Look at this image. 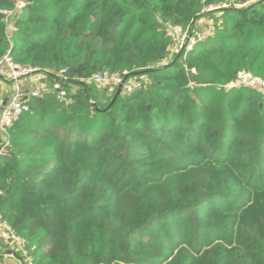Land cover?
Listing matches in <instances>:
<instances>
[{
    "label": "trees",
    "instance_id": "16d2710c",
    "mask_svg": "<svg viewBox=\"0 0 264 264\" xmlns=\"http://www.w3.org/2000/svg\"><path fill=\"white\" fill-rule=\"evenodd\" d=\"M21 1L9 37L0 0V60L67 78L0 157V218L30 264H264V91L222 88L264 81V0ZM202 18L211 45L174 55L169 29ZM104 71L144 87L110 105L82 82Z\"/></svg>",
    "mask_w": 264,
    "mask_h": 264
},
{
    "label": "built area",
    "instance_id": "2783aa9c",
    "mask_svg": "<svg viewBox=\"0 0 264 264\" xmlns=\"http://www.w3.org/2000/svg\"><path fill=\"white\" fill-rule=\"evenodd\" d=\"M258 0H229L228 4L211 6L206 8L203 13H208L214 10L223 8H232L236 10H243L251 6ZM24 4L21 0H14V10L3 11L2 13L6 16L8 23L10 24L17 13H20ZM8 24V25H9ZM167 36L172 40V46L174 54L176 43H180L181 51L187 54L193 51L198 44L204 43L208 40L210 35L205 30H193L188 28L183 30L179 26H173L169 29ZM212 36V35H211ZM175 55V54H174ZM6 71V82H16L20 78L28 77L36 74H40L46 77L47 73L39 72L35 68H24L17 66L13 63L10 52H7L0 60V69ZM62 71L60 72L63 73ZM47 78V77H46ZM87 85L93 86L99 90H103L107 95L114 96L116 93L119 94H131L137 90H141L144 87L143 77L138 76H127L126 72L122 74L111 73L108 71L93 74L88 79L82 81ZM67 78L60 75L56 82H52L50 85V91L47 94H52L57 101H64L67 97L66 91ZM225 91L231 89L246 88L256 92L264 91V81L260 78L251 75L248 72H240L236 79L229 84L222 87ZM118 94V95H119ZM42 90H36L30 94L29 97L24 100L23 96L19 93H15L9 103L1 110L0 113V157L6 155V147L8 142L6 140L7 130L19 119L20 116L28 113L30 107L27 104L28 99L42 98ZM0 230L1 240L4 245L11 246L21 253L25 259V264H30V260L26 256V252L23 249L24 241L17 237L10 227L1 220L0 218Z\"/></svg>",
    "mask_w": 264,
    "mask_h": 264
},
{
    "label": "crops",
    "instance_id": "0c3cea01",
    "mask_svg": "<svg viewBox=\"0 0 264 264\" xmlns=\"http://www.w3.org/2000/svg\"><path fill=\"white\" fill-rule=\"evenodd\" d=\"M206 23L207 22L204 19H200L195 23V25H199L200 27L205 28ZM12 31H13V25L12 23H10L7 27V35L9 37ZM5 77H6V71L4 70V68L2 70L0 69V113L1 110L5 107V105L9 103V101L11 100V98L14 96L15 93H19L21 96H23V98L29 97L30 94L36 90H42L43 94L51 95V94H47L50 91V85H51L49 79L43 77L40 74L23 77L16 82H6L4 80ZM0 244H3L1 240V230H0ZM9 250L10 248H8L6 245H3V248L0 252L3 253ZM11 257L12 256L3 257L4 264H7L8 262H10L11 264H15V262L12 263L13 260ZM17 260H18L17 262L18 264H23L19 259Z\"/></svg>",
    "mask_w": 264,
    "mask_h": 264
},
{
    "label": "rangeland",
    "instance_id": "374dc122",
    "mask_svg": "<svg viewBox=\"0 0 264 264\" xmlns=\"http://www.w3.org/2000/svg\"><path fill=\"white\" fill-rule=\"evenodd\" d=\"M215 16H217V15H215ZM202 19H204L207 23H206V27L205 28H202V27H200L199 25H194V28H191V29H193V30H205L206 31V33H208L210 36L212 35L213 36V34L215 33V29L214 28H212L211 27V25H212V23L211 22H209L208 20H206L205 18H202ZM207 46H209V45H211V40L209 39V40H207L206 42H204ZM201 44H198L197 46H196V48H198L199 46H200ZM183 48H181V45H180V43H176V46H175V50H174V54L177 56V55H179L181 52L183 53V51H181ZM91 88V90L93 91V92H95V93H100L99 92V90H97V89H95L93 86H91L90 87ZM110 96L109 95H107V94H104L102 97H100V99L102 100V101H107L108 100V98H109ZM3 243V242H2ZM3 245L4 244H0V251L2 250V248H3ZM8 248H10V251H15L16 249H14L13 247H11V246H7ZM12 258V260H13V262L12 263H14L15 262V264H18L17 262H18V260L16 259V258H14V257H11ZM22 262V261H21ZM24 262H25V259H24V261L22 262L23 264H24ZM9 264H11L10 262H8ZM7 263V264H8Z\"/></svg>",
    "mask_w": 264,
    "mask_h": 264
},
{
    "label": "water",
    "instance_id": "95a60500",
    "mask_svg": "<svg viewBox=\"0 0 264 264\" xmlns=\"http://www.w3.org/2000/svg\"><path fill=\"white\" fill-rule=\"evenodd\" d=\"M118 94L119 93H116L115 95H114V97H113V99H112V102L110 103V105L115 101V99H116V97L118 96ZM24 100H26V98H24ZM109 105V106H110ZM108 106V107H109ZM5 256H12V257H14V258H16V259H18V257H17V255L13 252V251H5V252H3L2 254H0V258H3V257H5Z\"/></svg>",
    "mask_w": 264,
    "mask_h": 264
}]
</instances>
